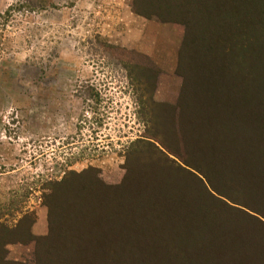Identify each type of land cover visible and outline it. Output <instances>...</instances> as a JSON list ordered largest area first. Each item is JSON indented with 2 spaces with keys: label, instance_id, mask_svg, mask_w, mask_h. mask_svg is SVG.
I'll use <instances>...</instances> for the list:
<instances>
[{
  "label": "rangeland",
  "instance_id": "374dc122",
  "mask_svg": "<svg viewBox=\"0 0 264 264\" xmlns=\"http://www.w3.org/2000/svg\"><path fill=\"white\" fill-rule=\"evenodd\" d=\"M18 3L0 0V213L10 227L28 214L33 238L24 227L6 259L135 264L130 254L153 249L172 214L183 240L178 214L196 209L204 250L264 264V226L184 165L236 198L239 154L264 153L258 98L232 93L234 0H52L36 13Z\"/></svg>",
  "mask_w": 264,
  "mask_h": 264
},
{
  "label": "trees",
  "instance_id": "16d2710c",
  "mask_svg": "<svg viewBox=\"0 0 264 264\" xmlns=\"http://www.w3.org/2000/svg\"><path fill=\"white\" fill-rule=\"evenodd\" d=\"M18 1L20 3L14 7V10L16 9L18 11L36 13L54 7L52 0ZM216 6L219 7L218 4L212 7L214 8ZM232 7L231 16L233 19L232 27L234 26V32L227 40V46L224 50L227 51L226 55H228L231 60L235 59L239 61V63H242L239 68L242 70L241 75H238L233 71L235 78L237 79H234V82L236 83L237 81V85L239 79L240 83L241 81L242 83L244 82V86L239 85V88L236 85L235 91L232 93L236 94L238 97L240 94H243L241 95V102L248 105H253V102L258 98L260 107L263 109L262 114L264 118V0H234ZM12 8L13 7H11V9ZM185 11V9L182 11L181 9L178 10L180 14L181 12L182 14L185 13ZM232 12L234 13V16ZM202 86L205 88L204 83L199 84L196 94H202L204 90L202 89ZM205 91L206 90H204V92ZM244 115H247L246 112ZM213 154L214 153H201L200 157H203L204 161H215L216 163L219 156H217L218 153L215 155ZM238 157H241V159L237 164L242 166L240 172L236 171L234 174L239 176L240 181L238 183H242H236L232 186L238 192L235 193L238 194L236 198L229 195L226 196L215 189L210 178L207 177L206 173H204L203 169H200V167L199 169L198 167H192L187 161H185L184 165L194 169L199 176H202L201 178H198L194 175L206 193L209 192L207 191L209 188L211 191L224 196L228 201L241 207L239 212L264 226V222L255 216L258 215L261 218H264V153H259V157L252 156L250 158L249 156L244 157V153H242V155L239 154ZM167 160L170 161L169 159ZM204 161L201 160L203 166L206 164ZM183 171L190 173L188 169H183ZM249 176L251 179L245 180ZM238 187H240L239 190ZM168 192L174 201L177 199L179 200V196L174 189L169 190ZM210 196H213L211 192ZM220 202L229 208H235L228 205L225 201ZM178 204L182 205V201ZM195 212L196 209L194 210L193 218L189 215L192 214V212L183 213L182 216L178 214L179 218L177 223L182 218L180 225L184 229L183 240H178L180 244L177 239H174L177 232L174 230L175 227L172 225V222L175 220L176 216L172 214L167 217L170 221L167 225L168 230L164 228L165 237L157 239L160 242L154 241L153 249H139L130 254L135 264H172L171 259L179 260L183 258V255V260L188 264H206L207 261L213 264H227L228 260L226 259L225 262L218 252L217 254L215 251L204 250L205 247L202 245L201 239L198 237V234H200V228L197 225L198 222ZM3 215L4 213H0V264H14L6 259L7 251L5 250V246L14 242H26V239L18 237L21 236L24 227L26 228V231L28 230L27 238H33L30 231L33 226V219L26 214L22 219L18 220L14 226L10 227L6 222L2 221ZM204 226H208V224L206 223ZM240 231H243V229ZM242 237L243 241L247 243L252 242V239H254L252 235L251 237H246L242 234L239 238ZM198 242L201 245H196ZM208 252H214V260L208 258ZM220 254L224 257V254Z\"/></svg>",
  "mask_w": 264,
  "mask_h": 264
}]
</instances>
